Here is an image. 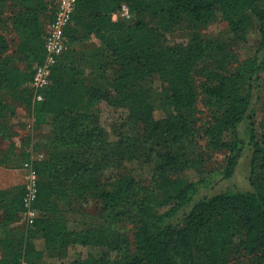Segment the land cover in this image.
Segmentation results:
<instances>
[{"label":"trees","instance_id":"16d2710c","mask_svg":"<svg viewBox=\"0 0 264 264\" xmlns=\"http://www.w3.org/2000/svg\"><path fill=\"white\" fill-rule=\"evenodd\" d=\"M57 1L0 0V90L27 105L35 130L49 128L43 147L34 142L46 155L33 160L40 174L35 201L40 215L34 224L24 223L22 231L6 230L0 264H264V141L253 118L255 89L264 78V0H77L65 28L66 49L52 68L44 100L37 101L31 83L36 65L45 60L47 27ZM124 3L134 20L114 18ZM7 6L19 37L16 56L8 53L10 41L3 31ZM218 13L229 22L234 41L256 36L259 47L234 72L204 66L198 71L204 77L198 90L195 66L211 57L215 44L195 31L186 44L171 45L165 32L149 28L146 18L164 16L171 24L185 16L206 23ZM93 39L95 46L86 47ZM224 41L217 45L222 52ZM225 58L224 52L220 61ZM153 75L167 84L160 92L141 83ZM200 94L209 111L205 149L196 148ZM157 98L173 108L160 118ZM102 101L129 109L113 133L103 124ZM6 103L0 100L2 129L16 113L9 114ZM22 140L20 151L12 142L1 153L11 161L7 167L20 168L30 158L31 134ZM247 144L254 147L252 188L202 195L217 175L232 176ZM222 149L229 151L223 170L183 179L191 168L207 172L208 161ZM146 163L154 171L150 187L135 170ZM24 197V184L0 188L3 222L22 219ZM90 197L107 220L137 224L134 252L124 234L68 216L75 210L68 206L72 198ZM76 244L98 247L99 254L66 260Z\"/></svg>","mask_w":264,"mask_h":264},{"label":"rangeland","instance_id":"374dc122","mask_svg":"<svg viewBox=\"0 0 264 264\" xmlns=\"http://www.w3.org/2000/svg\"><path fill=\"white\" fill-rule=\"evenodd\" d=\"M12 11L11 6L6 7L5 16L8 19L10 13ZM125 21L134 20V14L131 13L129 16H121ZM147 24L149 28L153 30H160L161 32H165V36L167 42L171 45H181L186 44L191 38L192 34L195 31H198L205 40H209L210 42L215 44V49L211 54V57L208 56L204 60L198 62L195 66V82L200 88L201 80L204 78L198 71H200L204 66L209 67L212 70H216L219 72H234L239 65L240 62L244 61L246 58L254 56L259 47V38L256 36H251L249 38L234 41L231 38V28L229 22L224 19L221 13H218L216 18L212 21L206 23H195L191 21L189 18L185 17L178 23L167 24L166 18L164 16H154L149 15L146 18ZM3 31L7 35L10 41V49L8 53L16 56L15 49L17 46V42L19 40L18 33L15 29H13L10 21L8 19V24L3 26ZM221 40H225L222 42L223 44V52L220 49H217V45ZM232 40V41H231ZM98 42L97 39H93L86 43V47L95 46ZM78 46H83L82 44H78ZM227 55L222 62L220 58H223V54ZM17 63L20 66H24L25 62L21 59H16ZM223 64L225 67H221ZM90 81L94 78V76H90ZM143 85L149 87L153 92H160L167 85L165 80L160 75H153L151 77H147L143 82ZM0 100H5L8 105V113L13 114V118H10V123L12 126H19L21 123L22 129L34 128V116L31 110L27 107L25 103H19L17 101H13L11 99V95L8 92L0 90ZM254 108L255 114L253 118L255 120V127L258 137L261 141H264V126L260 125V123L264 120V78L261 80L260 84L255 89L254 96ZM156 107L158 108L155 111V115L160 118L165 116L168 112H170L173 108L172 106H168L164 103H160V99L157 98L155 100ZM102 110V121L103 124L110 130L112 133L119 129L121 124L129 115V109L126 106L121 105H113L108 101H102L99 104ZM23 115V118L16 123L15 115L17 114ZM196 119H197V145L196 148L205 149V145L207 143V136L204 135V126L209 118L208 108L204 105L202 100V94H200V100L196 104L195 111ZM33 120V123H32ZM248 122V121H247ZM48 131H47V129ZM246 125L243 124L241 126L242 132H246ZM35 130V128H34ZM49 132V128L45 127L40 130L38 133L41 136H45ZM29 133H24L23 136L27 137ZM32 136V135H31ZM247 141H249L247 139ZM264 144V142H263ZM254 147L251 144H247L244 150L239 153L237 165L233 169V174L230 177H227L224 174H219L214 177L212 185L202 191V195L204 194H214L229 188H238L243 190H248L252 188L251 185V173H252V157H253ZM229 151L226 149L218 150L212 156V158L208 161V165L206 167L207 172H199L198 170L191 168L188 169L185 173H183V179L185 180H197L202 176L210 175L212 170H223L227 163V156ZM6 167V166H5ZM0 168V178H6L7 175L10 176L11 168ZM135 170H137L138 174L142 176L143 184L145 187H150L153 185V174L154 171L150 163H146L143 165H135ZM16 169L17 173L21 178V183L23 184V170L22 168H12ZM19 169V170H18ZM6 175V176H5ZM71 205H68L70 208H75L68 212V216L72 220L84 221L88 225L92 227L96 226H108L113 228L115 231L124 234L128 237L130 241V250L132 252L135 251L134 244V231L136 229L137 224L134 223L130 219H124L121 221H110L107 220L99 211L98 206L99 202L90 197L89 199H71ZM67 207V206H66ZM100 248L93 246H84L81 244L73 245L69 248L68 257L66 260H72L76 257H85L89 254H99Z\"/></svg>","mask_w":264,"mask_h":264},{"label":"built area","instance_id":"2783aa9c","mask_svg":"<svg viewBox=\"0 0 264 264\" xmlns=\"http://www.w3.org/2000/svg\"><path fill=\"white\" fill-rule=\"evenodd\" d=\"M77 0H58L57 10L54 18L47 27L46 36V56L42 63L35 67L32 80L34 98L37 101L44 100V92L50 83V76L53 66L58 58L66 49L65 28L70 24L72 15L75 11ZM131 14L130 6L127 3L122 4L120 10L114 14V18L129 16ZM30 158L22 163L23 179L25 187V207L22 212L23 222L27 225L34 224L36 218L40 215L35 207V201L38 196L40 174L34 167L33 160L44 158L45 152L37 150L34 145L29 148Z\"/></svg>","mask_w":264,"mask_h":264},{"label":"crops","instance_id":"0c3cea01","mask_svg":"<svg viewBox=\"0 0 264 264\" xmlns=\"http://www.w3.org/2000/svg\"><path fill=\"white\" fill-rule=\"evenodd\" d=\"M15 117H18V118H15L16 123H18L19 120L23 118V115L17 112ZM32 123H33V120H32ZM39 132L40 130L38 129L34 130V128H31V130L22 129L21 123H19V126H16V127L12 126V124L9 125V127H6L4 129L0 127V168L5 167L7 163H11V161H9V158H5L4 154L2 155L1 153L3 151L6 152L7 149L12 146V142L15 145L14 151H20L23 148L22 139L24 137L23 136L24 133H29L32 135L33 145H34V142L38 141L39 143H41V147H43L44 144L46 143V139H45V136L40 137V135L38 134ZM5 168H11V167L6 166ZM12 168L10 169L11 171L10 176L5 175L6 178H2V177L0 178V188L15 189L17 186L21 185L20 184L21 178L19 174L16 172L17 170L12 169ZM0 213H1V209H0ZM23 226H24L23 219H20V220L15 219L11 222L5 223L3 222L2 217H0V256L2 254V247H1L2 241L1 240L5 236L6 230L11 229V230L19 232L24 229Z\"/></svg>","mask_w":264,"mask_h":264}]
</instances>
